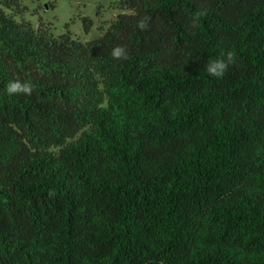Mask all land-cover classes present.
Segmentation results:
<instances>
[{
    "label": "trees",
    "instance_id": "trees-1",
    "mask_svg": "<svg viewBox=\"0 0 264 264\" xmlns=\"http://www.w3.org/2000/svg\"><path fill=\"white\" fill-rule=\"evenodd\" d=\"M117 6L82 41L2 0L0 264H264V0Z\"/></svg>",
    "mask_w": 264,
    "mask_h": 264
},
{
    "label": "rangeland",
    "instance_id": "rangeland-1",
    "mask_svg": "<svg viewBox=\"0 0 264 264\" xmlns=\"http://www.w3.org/2000/svg\"><path fill=\"white\" fill-rule=\"evenodd\" d=\"M22 13L18 19L31 22L55 35L63 34L69 25L73 34L82 41L100 37L124 12L118 0H15ZM2 8V0H0ZM89 17L92 26L86 32L83 18Z\"/></svg>",
    "mask_w": 264,
    "mask_h": 264
},
{
    "label": "clouds",
    "instance_id": "clouds-1",
    "mask_svg": "<svg viewBox=\"0 0 264 264\" xmlns=\"http://www.w3.org/2000/svg\"><path fill=\"white\" fill-rule=\"evenodd\" d=\"M206 15V10H201L197 16ZM195 26V23H193ZM137 28L141 31H146L149 28V20L147 17L137 21ZM111 57L116 60H126L128 58L127 50L123 46H116L110 53ZM236 60V53L228 51L226 54L222 53L219 58L210 59L205 65V71L210 77L222 79L227 72L230 65L234 64ZM34 86L31 82H21L20 80L9 81L5 88V93L8 96L28 95L33 92Z\"/></svg>",
    "mask_w": 264,
    "mask_h": 264
}]
</instances>
